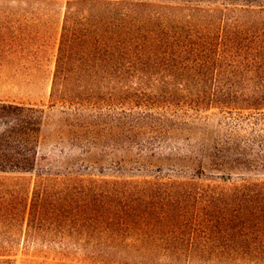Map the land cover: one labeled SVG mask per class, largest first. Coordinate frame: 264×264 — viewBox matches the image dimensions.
<instances>
[{
  "label": "trees",
  "instance_id": "1",
  "mask_svg": "<svg viewBox=\"0 0 264 264\" xmlns=\"http://www.w3.org/2000/svg\"><path fill=\"white\" fill-rule=\"evenodd\" d=\"M63 2L59 154L0 100V264H264V0Z\"/></svg>",
  "mask_w": 264,
  "mask_h": 264
},
{
  "label": "rangeland",
  "instance_id": "2",
  "mask_svg": "<svg viewBox=\"0 0 264 264\" xmlns=\"http://www.w3.org/2000/svg\"><path fill=\"white\" fill-rule=\"evenodd\" d=\"M63 13V0H0V100L45 108L39 158L58 155L61 147L58 114L47 106Z\"/></svg>",
  "mask_w": 264,
  "mask_h": 264
}]
</instances>
